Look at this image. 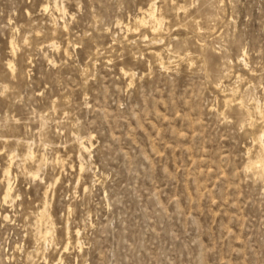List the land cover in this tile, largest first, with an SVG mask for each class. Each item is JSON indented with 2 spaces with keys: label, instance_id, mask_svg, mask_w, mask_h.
<instances>
[{
  "label": "rangeland",
  "instance_id": "obj_1",
  "mask_svg": "<svg viewBox=\"0 0 264 264\" xmlns=\"http://www.w3.org/2000/svg\"><path fill=\"white\" fill-rule=\"evenodd\" d=\"M257 107L264 0H0V264H264Z\"/></svg>",
  "mask_w": 264,
  "mask_h": 264
},
{
  "label": "bare ground",
  "instance_id": "obj_2",
  "mask_svg": "<svg viewBox=\"0 0 264 264\" xmlns=\"http://www.w3.org/2000/svg\"><path fill=\"white\" fill-rule=\"evenodd\" d=\"M154 5H155V3L154 2H152V4H151V6L149 7V9H144L143 10V15L144 14H147V16H149L152 20H154L155 22H157V23H159V26H160V19L157 17V15H156V13L154 12ZM158 15H160V14H158ZM145 17H146V15H145ZM163 17H165V16H163ZM149 18V19H150ZM141 19V18H140ZM144 21V19L142 18V20H141V22H143ZM162 21V20H161ZM155 22H154V24H155ZM147 23H149V22H147ZM146 23V24H147ZM138 25H139V23H138ZM143 25V24H142ZM141 24H140V26H142ZM152 25V24H151ZM157 25V24H156ZM162 25V24H161ZM153 26V25H152ZM154 27V26H153ZM155 28V27H154ZM160 29H161V27H159ZM149 29H150V27H149ZM157 29V28H156ZM155 29V30H156ZM153 30V29H152ZM151 30V31H152ZM154 30V31H155ZM159 30V29H158ZM158 30H156L157 32H158ZM153 32V31H152ZM160 32V31H159ZM14 44V43H13ZM13 49H14V47H13ZM15 51V50H14ZM151 52H153V51H151ZM157 52H159V51H157ZM152 55H154V53L152 54ZM163 56V55H162ZM160 57V56H159ZM155 58H157L156 56H155ZM162 59V58H161ZM157 60V59H156ZM158 61H159V59H158ZM161 61L162 60H160V64H162L163 65V63H161ZM165 61V60H164ZM166 63L164 62V66H166L165 65ZM9 65H10V67L14 70V63H12V61H10L9 62ZM14 72V71H13ZM234 90H235V93L237 92L236 91V89L234 88ZM230 91V90H229ZM233 91V90H232ZM231 92V91H230ZM234 92V91H233ZM232 94H234V93H232ZM236 95V94H235ZM235 98V97H234ZM226 100V99H225ZM233 102V101H232ZM240 102V101H239ZM242 102V101H241ZM244 102V101H243ZM243 105V104H242ZM238 106H239V104H238ZM256 106H258V105H256ZM243 107V106H242ZM238 108H240V107H238ZM244 108V107H243ZM245 110L247 109L246 107L244 108ZM259 110V112L261 113V114H264V111L262 110V108H256V110ZM240 110H242V108L240 109ZM249 110V109H248ZM259 113V114H260ZM244 114V113H243ZM246 114V113H245ZM244 114V115H245ZM258 114V113H257ZM252 115V114H251ZM248 116V115H247ZM250 120H252V119H250ZM249 120V121H250ZM249 121H247L248 123H249ZM255 121V120H254ZM257 122V121H256ZM252 123V122H251ZM250 123V124H251ZM248 125V124H247ZM255 126V125H254ZM257 126V125H256ZM263 127V126H262ZM263 130V129H262ZM259 136H261V135H259ZM257 137L258 139L260 138V137ZM263 137V136H262ZM261 141V140H260ZM82 143V142H81ZM261 144H262V142H260ZM84 144V143H83ZM83 144H81V145H83ZM259 145V144H258ZM263 145V144H262ZM261 147L262 146H260V149H261ZM263 148V147H262ZM85 149H87V148H85ZM84 150V149H83ZM262 151H263V149H262ZM262 151H260V152H262ZM30 152V151H29ZM28 152V153H29ZM263 153V152H262ZM28 156V155H27ZM31 156V155H30ZM264 156V155H263ZM260 158H262V157H260ZM264 159V158H263ZM45 160V159H44ZM258 161V160H257ZM260 161H261V159H260ZM254 162V161H253ZM259 162V161H258ZM258 162H257V164H258ZM261 163V162H260ZM253 164V163H252ZM260 165V164H259ZM258 165V166H259ZM257 166V167H258ZM254 167V166H253ZM249 168V167H248ZM250 168H252L251 166H250ZM260 168H261V166H260ZM257 169V168H256ZM259 169V168H258ZM261 172V171H260ZM9 174H10V170L8 169L7 170V176H8V178H7V180H8V182H7V188H6V193H5V199H7L8 197H11L12 196V182L10 181V178H9ZM44 214V213H43ZM41 215H42V213H41ZM40 219V218H39ZM40 232V231H39ZM45 234V233H44ZM48 238V237H47Z\"/></svg>",
  "mask_w": 264,
  "mask_h": 264
}]
</instances>
